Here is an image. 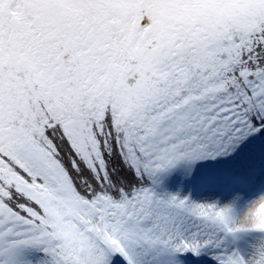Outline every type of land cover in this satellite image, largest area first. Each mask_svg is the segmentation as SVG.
Instances as JSON below:
<instances>
[{"label":"snow or ice","instance_id":"obj_1","mask_svg":"<svg viewBox=\"0 0 264 264\" xmlns=\"http://www.w3.org/2000/svg\"><path fill=\"white\" fill-rule=\"evenodd\" d=\"M253 230L264 0H0V264H264Z\"/></svg>","mask_w":264,"mask_h":264},{"label":"rangeland","instance_id":"obj_2","mask_svg":"<svg viewBox=\"0 0 264 264\" xmlns=\"http://www.w3.org/2000/svg\"><path fill=\"white\" fill-rule=\"evenodd\" d=\"M170 177L171 180L174 181V186H167V187H161V190H167V191H171L173 193L180 191L181 185H180V181L178 176H166V177H162V180H166ZM166 183V182H164ZM165 185V184H164ZM188 189L187 187L184 188V194H187ZM193 196L195 197H199L200 194H197V192L193 193ZM230 197L228 196H224L221 197V203H227L229 201ZM247 210V203L245 201H240L237 204V211L240 213H243L244 211ZM264 236V232H260L258 230H253L247 234L243 235V238L241 240V247L247 252L250 250V245L258 243L260 241V238ZM33 258H36V254H33Z\"/></svg>","mask_w":264,"mask_h":264},{"label":"trees","instance_id":"obj_3","mask_svg":"<svg viewBox=\"0 0 264 264\" xmlns=\"http://www.w3.org/2000/svg\"><path fill=\"white\" fill-rule=\"evenodd\" d=\"M174 176H176V175H172L171 177H174ZM164 182H166V183H164ZM163 184H165V187H167V186L171 187V186H174V181L171 180L170 177H169L166 180H162V185ZM162 185H161V187H162ZM197 194H200V193L197 192Z\"/></svg>","mask_w":264,"mask_h":264}]
</instances>
